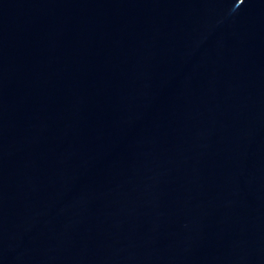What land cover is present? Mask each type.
<instances>
[{
    "label": "water",
    "instance_id": "water-1",
    "mask_svg": "<svg viewBox=\"0 0 264 264\" xmlns=\"http://www.w3.org/2000/svg\"><path fill=\"white\" fill-rule=\"evenodd\" d=\"M0 264H264V0H0Z\"/></svg>",
    "mask_w": 264,
    "mask_h": 264
}]
</instances>
